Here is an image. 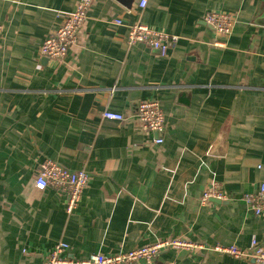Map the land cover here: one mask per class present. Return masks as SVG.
Masks as SVG:
<instances>
[{"label": "crops", "instance_id": "obj_1", "mask_svg": "<svg viewBox=\"0 0 264 264\" xmlns=\"http://www.w3.org/2000/svg\"><path fill=\"white\" fill-rule=\"evenodd\" d=\"M77 1L0 0V264H44L58 242L79 261L177 239L203 248L155 264H253L214 248H264V215L242 201L264 184V0H94L65 58L40 57ZM210 11L234 16L229 36L202 21ZM135 23L175 46L129 47ZM153 100L160 145L133 114ZM46 159L89 175L70 215L65 195L34 187ZM212 183L226 201L201 202Z\"/></svg>", "mask_w": 264, "mask_h": 264}, {"label": "built area", "instance_id": "obj_2", "mask_svg": "<svg viewBox=\"0 0 264 264\" xmlns=\"http://www.w3.org/2000/svg\"><path fill=\"white\" fill-rule=\"evenodd\" d=\"M94 0H78L75 8L71 12L60 13L58 15L59 25L42 42L39 48V55L51 61H62L68 51L76 46L77 34L87 18L88 10ZM146 0H140L139 9H144ZM202 21L212 28L220 36L227 37L232 33L235 25L234 16L221 12L210 11L204 14ZM116 25H122L120 20L114 21ZM126 37V44L131 47L135 44H142L159 56L164 57L172 49L177 37L161 31L153 30L148 26L135 23L129 26ZM2 37V27L0 26V41ZM141 129L150 132L158 137L154 144L160 145L163 142L164 114L159 103L153 101H143L136 105L135 113ZM105 120L122 122L125 117L121 114L105 111L102 113ZM89 181V175L83 171H74L64 168L60 164L50 159L42 161L38 166V172L34 179V187L38 191L51 189L66 197L65 212L70 215L81 200L82 193ZM227 197L217 183H212L202 194L201 202L210 200L218 202L226 201ZM243 203L249 208L255 217L264 215V184H261L252 194L242 197ZM202 246L191 244L182 240H166L153 244H147L126 253H118L111 256L92 255L85 260H71L67 258L68 245L58 242L53 246L44 260V264H155L159 253L163 250H189L197 251ZM217 252L225 253L235 259L250 260L253 264H264V248H261L255 239H252L248 250H241L238 247H216Z\"/></svg>", "mask_w": 264, "mask_h": 264}, {"label": "water", "instance_id": "obj_3", "mask_svg": "<svg viewBox=\"0 0 264 264\" xmlns=\"http://www.w3.org/2000/svg\"><path fill=\"white\" fill-rule=\"evenodd\" d=\"M135 109H136V107H135ZM135 109H134V111H133V114L135 113ZM218 202V201H217Z\"/></svg>", "mask_w": 264, "mask_h": 264}]
</instances>
